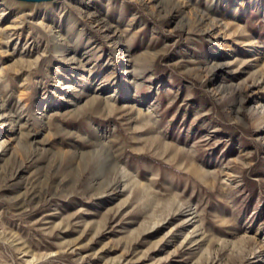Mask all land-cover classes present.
<instances>
[{"label":"rangeland","instance_id":"374dc122","mask_svg":"<svg viewBox=\"0 0 264 264\" xmlns=\"http://www.w3.org/2000/svg\"><path fill=\"white\" fill-rule=\"evenodd\" d=\"M0 264H264V0H0Z\"/></svg>","mask_w":264,"mask_h":264},{"label":"water","instance_id":"95a60500","mask_svg":"<svg viewBox=\"0 0 264 264\" xmlns=\"http://www.w3.org/2000/svg\"><path fill=\"white\" fill-rule=\"evenodd\" d=\"M14 1L38 4V3H43V2H51V1H54V0H14Z\"/></svg>","mask_w":264,"mask_h":264}]
</instances>
